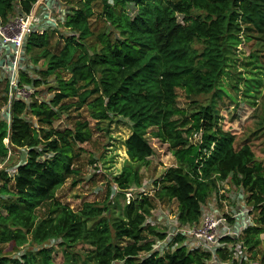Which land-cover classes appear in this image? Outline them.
<instances>
[{
    "label": "trees",
    "instance_id": "16d2710c",
    "mask_svg": "<svg viewBox=\"0 0 264 264\" xmlns=\"http://www.w3.org/2000/svg\"><path fill=\"white\" fill-rule=\"evenodd\" d=\"M75 1L79 6L70 8L63 24L74 34L65 37L58 53L47 49L46 32L33 33L25 43L26 52L40 50L33 60L43 59V75L57 70L68 74L66 79L56 76L52 106L15 100L9 123L0 119V161L10 148L25 152L13 175L0 173V195L7 197L0 205V245L21 246L30 236L38 246L17 258L4 255L0 247V264H55L53 248L41 246L53 239L59 241L60 264H207L209 260L208 254L183 246L163 254L152 251L162 232L145 223L156 206L149 197L139 195L123 203L119 214L110 211V201L103 206L84 202L73 211L56 199V189L76 174L73 147L91 137L86 121L76 122L72 129L52 127L62 112L73 107H86L96 125H110L116 119L130 123V134L122 142L127 164L112 178L123 199L132 185L139 186V169L153 155L148 136L167 144L175 159V166L154 180V196L161 203L174 200L181 223L198 222L201 204L227 178L241 186L253 207L254 226L240 239L255 259L264 234V164L255 161L248 144L236 147L234 136L221 130L217 119L223 97H228L223 78L232 49L242 40L264 43V0ZM35 2L0 0V18L7 20L15 4L28 14ZM95 3L108 26L97 35V45L87 46ZM248 82L254 85V78ZM178 92L185 99L215 98L207 105L186 100L189 108L181 110ZM66 99L69 102H63ZM27 113L48 128H33L23 118ZM198 134V142L192 143ZM44 203L48 212L37 219L36 210ZM105 212L111 215L106 217ZM78 246L86 261L79 262ZM256 263L264 264V250Z\"/></svg>",
    "mask_w": 264,
    "mask_h": 264
},
{
    "label": "rangeland",
    "instance_id": "374dc122",
    "mask_svg": "<svg viewBox=\"0 0 264 264\" xmlns=\"http://www.w3.org/2000/svg\"><path fill=\"white\" fill-rule=\"evenodd\" d=\"M58 11L54 14L58 24L48 28L45 34H48V48L52 53H58L65 44V37L72 36L74 33L64 27V19L70 8L78 7L75 0H56ZM61 8H60V7ZM17 9V4L14 5ZM93 15L89 19L92 36L85 39L87 46L97 45V35L103 32L108 26L107 22L100 14L98 3L92 6ZM17 11L13 10L14 15ZM198 48V46L196 45ZM39 49L31 48L26 52V67L21 75L20 89L24 93V101L27 103H48L52 106L50 100L57 92L56 76L63 79L68 77L66 72L57 70L53 74L43 75L45 64L43 59L34 62V58L39 55ZM230 57V67L227 68L228 74L223 78V88L227 91L228 97L224 95L222 104L218 111L217 125L223 131H227L234 136L235 146L248 144L254 153L255 161L264 164V43L241 41L236 49H232ZM249 57H254L249 60ZM247 61H253L252 64H245ZM254 78V85H250L248 80ZM260 78V79H259ZM25 80H37L36 85H30ZM261 80V84L259 85ZM4 78L0 72V118L3 117V109L7 106V90ZM91 88V87H90ZM178 107L181 110H188L186 100L196 101L202 105H207L213 98L211 95L191 96L185 99L183 93L178 92ZM93 97L90 98V100ZM66 99L63 102H69ZM189 102V101H188ZM55 109V108H54ZM33 128L47 129L48 126L41 123L39 118L34 114L27 113L23 117ZM114 120L110 125H96L95 120L91 118L90 111L83 107L79 110L70 108L62 112L59 117L53 121L52 127L56 129H72L76 122L86 121L91 137L84 143H77L73 147V153L76 157L73 159L72 167L76 174L69 175L64 184L55 191L56 199L67 205L73 211L80 209L84 202H92L96 205L103 206L110 201V211L114 210L120 213L123 196L117 194L108 199L109 186L113 184L112 178L120 173L121 169L127 163V155L123 146V140L130 134V123L126 119ZM101 128V129H100ZM148 142L153 149V155L149 157L147 166L139 169V190L146 191L153 195L157 190L153 185L154 180L170 167L175 166V159L171 154L167 144L159 142L157 139L148 136ZM199 134L193 136L190 141L198 142ZM0 161V173L7 176L18 163L25 160L23 149L10 148L8 155ZM0 174V175H1ZM0 178V187L2 185ZM131 186V187H132ZM129 188L133 190V188ZM232 183H220L215 192L208 198L219 209V213H225L230 208L235 207L236 201L230 194L233 191ZM143 191V192H146ZM223 191V192H222ZM136 191L132 192L134 195ZM7 197L0 195V205L6 202ZM157 203V202H156ZM162 207L177 205L171 200L169 202H160ZM159 207V204H156ZM176 207H174L175 209ZM48 212L47 204H43L36 210L37 219L44 218ZM111 215V214H110ZM108 212L104 216H110ZM26 242L21 246L14 243L0 245L4 255L17 258L28 251H35L38 246L31 241L30 236H26ZM264 243V234L261 235ZM58 240H49L41 246L53 248L56 254L55 264L61 263V251L56 245ZM263 243L257 248L256 258L253 259L252 252H248L251 264H257L261 253L263 252ZM80 246L76 247L79 262L85 259V253L81 252ZM93 264V263H92Z\"/></svg>",
    "mask_w": 264,
    "mask_h": 264
},
{
    "label": "built area",
    "instance_id": "2783aa9c",
    "mask_svg": "<svg viewBox=\"0 0 264 264\" xmlns=\"http://www.w3.org/2000/svg\"><path fill=\"white\" fill-rule=\"evenodd\" d=\"M14 10L17 12L8 16L7 20L0 18V72L6 84L8 100L7 106L3 109L2 120L7 123L10 121L11 103L15 100L24 101L20 83L27 61L25 54L27 38L33 33L43 34L48 28L58 24L54 16L58 11L56 0H36L28 14L21 13L18 7ZM30 85L33 86L32 83ZM17 166L11 171L13 172L11 175L15 173ZM222 183L231 182L227 178ZM232 186L233 191L228 195L236 201L234 208L219 213L214 203L206 201L200 206L199 221L192 224L181 223L177 205L174 206L175 209L169 205L162 207L160 202L155 200L154 194L150 195L146 189L143 190L146 192L137 191L141 187L132 186L133 190L125 191L123 201L128 204L135 197L142 195L153 199L155 205L159 204V207L152 208L145 220L146 224L157 226L162 232V237L153 241L154 252L163 254L183 246L188 251L198 250L208 254L207 264H251L249 251L240 238L245 229L254 226L253 207L247 202L245 190L241 186L233 184ZM110 190V197L113 198L117 194L116 185L112 184ZM134 191L136 192L132 195ZM226 238L230 241L226 242L224 240ZM222 254L227 258L223 260Z\"/></svg>",
    "mask_w": 264,
    "mask_h": 264
},
{
    "label": "crops",
    "instance_id": "0c3cea01",
    "mask_svg": "<svg viewBox=\"0 0 264 264\" xmlns=\"http://www.w3.org/2000/svg\"><path fill=\"white\" fill-rule=\"evenodd\" d=\"M116 264H121V263H118V262H117Z\"/></svg>",
    "mask_w": 264,
    "mask_h": 264
}]
</instances>
